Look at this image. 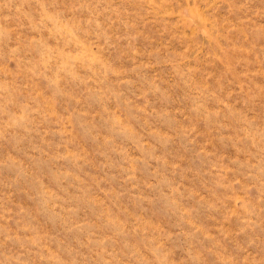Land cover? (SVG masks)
I'll return each mask as SVG.
<instances>
[{
	"label": "rangeland",
	"instance_id": "rangeland-1",
	"mask_svg": "<svg viewBox=\"0 0 264 264\" xmlns=\"http://www.w3.org/2000/svg\"><path fill=\"white\" fill-rule=\"evenodd\" d=\"M0 264H264V0H0Z\"/></svg>",
	"mask_w": 264,
	"mask_h": 264
}]
</instances>
